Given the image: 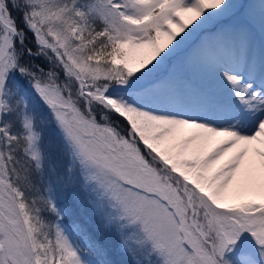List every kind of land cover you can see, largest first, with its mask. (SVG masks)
I'll return each instance as SVG.
<instances>
[{"label": "snow or ice", "instance_id": "1", "mask_svg": "<svg viewBox=\"0 0 264 264\" xmlns=\"http://www.w3.org/2000/svg\"><path fill=\"white\" fill-rule=\"evenodd\" d=\"M77 166L163 264H264V0H0V264H91Z\"/></svg>", "mask_w": 264, "mask_h": 264}, {"label": "trees", "instance_id": "2", "mask_svg": "<svg viewBox=\"0 0 264 264\" xmlns=\"http://www.w3.org/2000/svg\"><path fill=\"white\" fill-rule=\"evenodd\" d=\"M38 111L45 120L42 137L48 165L64 170L71 162L64 134L42 102ZM76 174V185L67 190L58 188L55 196L65 209L58 222L76 242L84 258L91 264H163V258L158 252L151 251L150 245L140 247L134 242L141 231L139 223L133 225L119 220L106 223L104 216L94 211L93 202L102 197L94 192L96 189L83 186L78 166ZM102 199L105 211L109 209L112 212L109 215L118 216L119 210L113 209L106 197Z\"/></svg>", "mask_w": 264, "mask_h": 264}, {"label": "rangeland", "instance_id": "3", "mask_svg": "<svg viewBox=\"0 0 264 264\" xmlns=\"http://www.w3.org/2000/svg\"><path fill=\"white\" fill-rule=\"evenodd\" d=\"M97 190V191H96ZM96 190H94V192H97V193H99L100 194V196L103 198V195H102V193H101V191L99 190V189H96ZM94 198H96V197H94ZM108 214H112V212L108 209L107 211H106ZM61 225V224H60ZM61 227L64 229V231H65V234L66 235H68L69 236V234H68V232H67V230L61 225ZM69 238H70V236H69ZM71 239V238H70ZM163 258V257H162Z\"/></svg>", "mask_w": 264, "mask_h": 264}]
</instances>
